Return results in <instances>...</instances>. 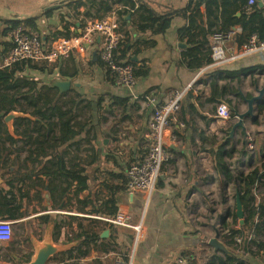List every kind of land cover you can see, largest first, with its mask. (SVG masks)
I'll use <instances>...</instances> for the list:
<instances>
[{
  "label": "crops",
  "instance_id": "0c3cea01",
  "mask_svg": "<svg viewBox=\"0 0 264 264\" xmlns=\"http://www.w3.org/2000/svg\"><path fill=\"white\" fill-rule=\"evenodd\" d=\"M61 1L0 0V26L13 16L27 19L53 9L51 16L37 19V30L26 25L22 27L28 32H38L45 45L49 46L55 40L53 36L62 37L68 30L71 34L75 28L72 25L65 28L67 23L64 19L72 21L73 18L62 7ZM154 1L184 7L190 0ZM70 11L76 13L77 9L72 7ZM201 13L203 15L197 18L199 30L208 36L210 44L214 31L232 27H224V19L211 26L212 18L205 13L204 5ZM106 16L118 21L124 36H127L129 28L135 30V14L133 18L125 17L127 24L122 23L123 19L116 12ZM186 23L185 18L176 17L163 34L156 35L150 30L136 33V38L145 44L139 45L140 52L134 55V60L145 64L148 74L137 80L132 89L117 85L108 67L101 61L100 34L95 35L93 42L85 43L84 52L75 49L68 58L51 67L45 66L44 71L26 72L41 84L45 92L50 89L51 96L74 99L80 141L68 146L59 138L55 148H50L47 154L36 160L30 159L27 151L18 153L15 149L10 154L9 168L0 169L4 170L0 188H7L10 190L9 197H14L12 215L8 220L14 223L15 228L11 241L0 242V264H29L48 246L56 251L50 255L47 264H73L75 261L87 264L101 260L104 264H114L116 255L126 257L129 253L134 254L136 264H178L180 258H188L189 264H201L194 261L195 251L201 257L209 253L211 258L207 264H213V256L224 255L220 251L215 252L208 242L219 232L218 222L223 225L226 218L230 219L229 212L233 211L237 216L238 189L234 188V180H228L216 169L215 160L227 161L235 173L234 166L230 164L232 155L223 148L226 145L223 136L228 132L232 137L234 133L231 134V130L239 120H219L217 107L231 89H239L237 81L255 74L259 70L254 68L255 65H264V53L242 56L220 66L207 65L194 71L183 60L187 38L178 33ZM76 29L80 31L81 27ZM204 39L205 36L201 35L200 40ZM12 45L11 33L3 36L0 32V63L8 52L2 56L4 50ZM241 45L238 40L233 46L239 48ZM132 52L133 49L127 56ZM61 80L71 82L68 90L64 91L56 85ZM189 86L187 94L191 92V98H186V102L189 105L194 103V106L187 110L185 122L181 120L180 108L177 119L170 126L167 147L173 157L164 165L156 189L151 195L145 191L129 190L126 170L131 162L139 161L145 155L142 143L155 108L147 101V96L153 97L155 104H162L176 91ZM213 86L217 90L218 101L211 100ZM223 88L227 91L221 97ZM248 91L251 92L250 89ZM252 96L255 95L249 94V98ZM122 98H129L126 106L121 103ZM0 106L6 108L5 104ZM69 107L70 104L66 106ZM230 120L233 124L228 128L226 124ZM16 146L21 147L22 142ZM219 147L222 148L219 150ZM61 159L65 169L71 171L70 176L60 172L57 162ZM77 176L84 181L81 189ZM106 184L114 188L112 190L117 197L115 210L108 207L113 192ZM122 184L127 189L117 192ZM120 203L131 207V223L140 226L139 233L134 228L102 220V216L114 214ZM83 220H87L89 230H101L102 238L111 236L118 240L122 252L100 253L91 248L83 258L75 251L72 255L63 256L62 262L55 259L56 255L79 244L77 240L69 241L72 235H66V230L78 234ZM239 224L235 229H241L244 222L240 220ZM103 242L101 239L98 244ZM236 252L244 254L240 249ZM244 257L251 264H264V250L244 254Z\"/></svg>",
  "mask_w": 264,
  "mask_h": 264
},
{
  "label": "trees",
  "instance_id": "16d2710c",
  "mask_svg": "<svg viewBox=\"0 0 264 264\" xmlns=\"http://www.w3.org/2000/svg\"><path fill=\"white\" fill-rule=\"evenodd\" d=\"M248 2L249 0H190L184 7L161 4L154 0H62L60 3L63 4L62 7L68 10L70 18H73L72 21H67L62 16L67 23L65 28L67 25H72L77 28L78 24L82 27L87 19L101 18L106 16V14L114 12L118 13L120 18L123 19V24H127L128 21L125 20V17L130 15V18H133L134 14L136 15V22L133 25L135 30H132V27L131 29L129 28L127 36L121 39L117 59L126 61L134 66V74L137 81L148 74V68L145 64H141L139 61L134 60V55L140 52L139 45L145 44V42H141L140 39L138 40V38H136V33L143 34L147 30H150L156 35L163 34L167 31L176 17L185 18L187 23L178 31L180 35L187 38V47L184 50L183 60L190 69L196 71L211 64L213 61L209 38L203 31L199 30V25L197 23V18L203 15L201 13V7L203 5L205 6V13L212 18L210 20L211 26L216 25L221 19H224V23L226 24L224 27L237 24L242 26L243 31L239 36L240 44L245 43L253 34H257L260 40L264 39V6L260 7L256 0L252 9L248 11L246 10ZM120 5L121 8H117ZM72 7L77 9L76 13H71L70 10ZM53 12V9H47L40 12L38 16L30 17L25 20L7 19L5 22L7 25L4 24L0 26V32L3 36H7L15 28L25 25L37 30V19L41 16L49 17ZM198 30L199 32L197 33ZM214 33L215 31L212 33V36ZM69 35L70 31L68 30L66 35L63 36L67 37ZM201 35L205 36L204 40H200ZM53 37L56 39L57 35ZM136 41H138V43H136ZM132 49V54L127 56V53ZM6 51H9V49L6 48L2 56ZM104 66L106 67L105 64ZM254 68L263 69L264 65L257 64ZM31 70L44 71L45 67L33 60H19L9 65H4L2 60L0 65V104L2 103L6 106V108L0 106V129L2 130V135L0 137V169L9 168L10 154H12L15 149L18 153L27 151L29 158L36 160L41 155L47 154L50 148H55L59 138L63 144H67L68 146H70L72 142L78 143L80 141V133L78 132L79 130L76 129L78 122L73 109L75 105L74 99L69 97L63 100L62 95L51 96L49 94L50 89H46L48 92H45V89L41 87V84L35 78L26 74V72ZM113 81H115V78ZM226 91L227 89L223 88L221 97L225 95ZM186 98H191V92L186 94L181 105V120L184 122L186 121L187 110L190 111L194 106L192 102L190 105L187 104ZM216 99H218L217 90L215 86H213L211 100L218 101ZM128 101L129 98H122L121 103L126 106ZM68 104H70L71 107L66 108ZM14 109L31 113L38 118V120H16L15 129L16 132L18 131L17 133L22 136L21 139L13 138L9 134L4 122V117ZM258 111L261 114L264 113V101L258 105ZM256 122H258V120H256ZM20 127L23 128L20 129ZM75 139L78 140L74 141ZM211 140L213 141V138ZM18 142H22L21 147L16 146ZM221 148L219 147L218 149L220 150ZM223 148H226V146H223ZM34 154L36 156L33 158ZM57 163L60 172L64 176L67 177L71 175V171L65 169L63 159L59 160ZM215 166L228 180H234L239 184L237 193L240 194L244 208L249 207L251 202L254 201V206L250 207L249 215L244 218L242 231H233L234 236L240 233L244 235V242L240 250H242L244 254H254L255 251L251 248L253 243H259L258 246L260 250H264V242L257 240V237L264 232V194L262 195V203L257 202L255 194L256 187L263 184L260 178L264 180V171L261 172L260 167L257 166L249 173L235 174L227 161L222 159L215 160ZM261 166L264 168V144L262 145ZM122 178L124 177L122 176ZM77 179L78 187L81 189L82 186L80 185H82L84 181L79 179V176H77ZM106 185L112 190L113 187L110 184ZM126 189V186L122 184L117 192ZM112 192L113 196L108 201L111 202V205H108V207L115 210L117 197L114 196L115 192L113 190ZM52 193L50 187V195L53 197ZM9 194L10 190L7 188H0V219H10L12 215L11 204L14 201V197H9ZM231 216L234 217L235 222L238 221V217L232 212H229L228 217ZM90 222L92 223V221ZM86 223L87 220H83L80 224V232L78 234H72L69 239V241L77 240L79 244L69 251L56 255L55 259L62 262L64 261V259H62L63 256H66V254L72 255L75 251H78L83 258L88 255L91 248H96L100 253L122 252L123 249L120 250L121 245L118 240L113 239L111 236L102 238L101 230L93 232L87 228ZM225 224L226 221H224L223 225ZM101 239H103L104 242L98 244V241ZM224 242L232 249V243L234 241L231 240L228 235H224ZM128 253L129 251L126 254ZM193 255L196 257L194 261H199L201 264H207L211 258L209 253H206L205 257H201L197 251H195ZM212 261L213 264H251L245 257L236 258L226 254L215 255L212 257ZM73 264L79 263L75 261ZM87 264L104 263L101 260L98 263L90 261Z\"/></svg>",
  "mask_w": 264,
  "mask_h": 264
},
{
  "label": "built area",
  "instance_id": "2783aa9c",
  "mask_svg": "<svg viewBox=\"0 0 264 264\" xmlns=\"http://www.w3.org/2000/svg\"><path fill=\"white\" fill-rule=\"evenodd\" d=\"M256 0H249L246 10H251ZM243 28L234 25L228 30H219L213 34L211 51L212 63L209 65L220 66L236 60L242 56L264 53V39L260 40L257 34L251 35L239 48L233 45L239 40ZM101 35V47L99 56L101 61L108 67L119 86L134 88L137 81L134 74V66L126 61L118 60L121 39L124 37L118 21L109 16L87 19L80 31L73 28L67 37L62 36L53 40L49 46L38 32H28L24 28L17 27L11 32L12 47L3 60L4 65H9L19 60H33L42 66L51 67L61 59L68 58L73 50L85 51V43L93 42L95 35ZM1 65V63H0ZM191 86L181 91H176L162 104H155L151 96L147 101L155 106L149 128L145 132L143 148L144 157L132 162L126 170V185L131 191H145L151 195L157 187L164 165L173 157L168 150L167 137L171 124L177 119L182 101ZM218 119L227 121L232 118L231 106L222 102L217 107ZM247 140L251 141L246 134ZM102 220L122 227L134 228L139 233L140 226L131 223V207L126 203H120L114 214L102 216ZM14 223L8 219H0V242H9L14 237ZM231 228H225L224 234L234 241L238 250L241 249L244 238L241 235H233ZM66 235L72 232L66 230ZM114 264H136L134 254H128L127 258L116 255ZM178 264H189L188 258H180Z\"/></svg>",
  "mask_w": 264,
  "mask_h": 264
},
{
  "label": "rangeland",
  "instance_id": "374dc122",
  "mask_svg": "<svg viewBox=\"0 0 264 264\" xmlns=\"http://www.w3.org/2000/svg\"><path fill=\"white\" fill-rule=\"evenodd\" d=\"M226 83L229 84L228 81H226ZM237 85L239 86V89L242 92L238 88L231 89L228 95H226L225 98H222V101L220 102H226L231 106L233 110L231 120H233V122L239 120V117L236 115L237 111L243 113L248 110V102L245 100V98H249V94L258 95L259 92L258 90H256V86L258 87V89H261L262 86H264V68L256 70L255 74L242 78L240 81H237ZM248 89H250L251 92H249ZM262 100L264 101V97ZM260 102L261 101L255 104L254 115L245 118L246 132H244L243 129L239 127L235 130L232 137L229 136L228 132H225L223 136V138H225L226 152L232 155V157H230V164L231 166H234L236 174L249 173L254 167L257 166L260 167L261 172L264 171V168L261 166L262 145L264 144V113L261 114L258 111V105L260 104ZM231 120L229 121V123L226 124L228 128L233 124ZM256 120H258V122H256ZM248 132L250 133L251 141L247 140L248 138L246 137V134H248ZM244 133L246 134L244 135ZM239 156L241 157L239 158ZM243 161H245V165L243 164ZM260 180L263 181V184H260L256 187L255 194L257 202L262 203V195L264 194V180L262 178H260ZM234 188L239 189V184L235 183ZM233 190L234 192H236L235 189ZM252 206H254V201L251 202L249 207L244 208L243 206L245 215L244 218L249 215L250 207ZM231 212L233 213V211ZM234 215L236 216V213ZM228 218L230 219L227 220L226 218L225 225H222L220 224V222H218L219 235L222 241H224L225 228L228 227L236 231H242L243 229V227H241V229H235L237 225L240 226L239 221H242V219L239 218V220L235 222L233 216ZM239 235L243 236L244 238V235L242 233H240ZM257 240L264 242V232H262V234L257 237ZM258 245L259 243H253L251 248L256 252H260L261 250ZM238 247L239 246H236L234 242L232 243V250L237 251L236 249H238Z\"/></svg>",
  "mask_w": 264,
  "mask_h": 264
},
{
  "label": "water",
  "instance_id": "95a60500",
  "mask_svg": "<svg viewBox=\"0 0 264 264\" xmlns=\"http://www.w3.org/2000/svg\"><path fill=\"white\" fill-rule=\"evenodd\" d=\"M258 4L260 7H263L264 1L260 0L258 2ZM128 17H130V15H128ZM11 19L12 20H15V19L25 20L26 18L13 16V17H11ZM79 25L80 24H78V26ZM56 85H58L62 90L65 91V90H68L70 88L71 82L67 81V80H61V81H58L56 83ZM258 92H259L258 95L252 96L250 98H245V100L248 102V110L243 112V113H240L238 111L236 112V115L239 117V121L234 124V126L231 130V134H233L235 132V130L239 127L242 128L244 132H246L245 126H244V120L246 117L254 115L255 104L257 102H259V101L263 102L262 99L264 97V86L261 89H258ZM18 119L38 120V118H36L34 115H32L31 113H28V112H23V111L18 110V109H14V110L10 111L4 117V122L7 126V130L9 132V134L15 139H21L22 138V136L19 135L15 129V122ZM3 173H4V170H0V184L3 182V179L1 177ZM236 203H237V216L240 219H242V221L244 222V216H245L244 210H243L244 208H243V203L241 201V197H240L239 193H237V195H236ZM106 233H108V232L106 231ZM106 233H105V235H106ZM208 243L210 246H212L214 248L215 252L220 251L226 255H230V256H233L236 258H243L244 257V254L238 253V252L232 250L228 245H226V243L220 239L219 232H217L215 237L210 238ZM67 249H68V247L65 248L64 250H61L60 252L65 251ZM55 251H56L55 248L48 246L46 249L42 250L39 253L36 260H34L33 262H31L29 264H47V261L49 260L50 255L53 254Z\"/></svg>",
  "mask_w": 264,
  "mask_h": 264
}]
</instances>
